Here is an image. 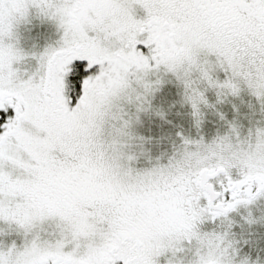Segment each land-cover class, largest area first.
Segmentation results:
<instances>
[{
    "label": "snow or ice",
    "instance_id": "1",
    "mask_svg": "<svg viewBox=\"0 0 264 264\" xmlns=\"http://www.w3.org/2000/svg\"><path fill=\"white\" fill-rule=\"evenodd\" d=\"M0 264H264V0H0Z\"/></svg>",
    "mask_w": 264,
    "mask_h": 264
}]
</instances>
